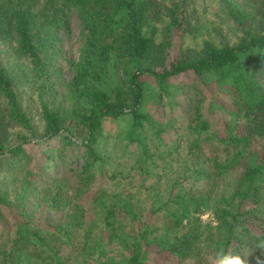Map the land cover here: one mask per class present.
Instances as JSON below:
<instances>
[{"label": "trees", "instance_id": "16d2710c", "mask_svg": "<svg viewBox=\"0 0 264 264\" xmlns=\"http://www.w3.org/2000/svg\"><path fill=\"white\" fill-rule=\"evenodd\" d=\"M195 1L0 0V264H207L221 247L264 264V0H217L236 39L191 46Z\"/></svg>", "mask_w": 264, "mask_h": 264}, {"label": "rangeland", "instance_id": "374dc122", "mask_svg": "<svg viewBox=\"0 0 264 264\" xmlns=\"http://www.w3.org/2000/svg\"><path fill=\"white\" fill-rule=\"evenodd\" d=\"M194 9L195 12L193 13L197 16L198 21L201 24V27L197 30L195 35H190L188 32L185 33L181 37L184 44L191 46H199L202 39H211L212 41L215 42L217 40L216 33L218 32L223 33L229 42H232L236 39L238 32L231 25L232 24L231 19L226 17L225 14L219 9L217 0H196L194 3ZM69 27H70V31L68 35H65L64 33H62V31H59L60 40L58 43L55 44L59 48L58 49L59 55L55 59L56 62L54 65L60 68V73L64 80L68 79L71 70L67 59L74 60L77 57L79 53V46L81 43V39L79 37V27H80L79 19L74 10L69 11ZM0 61L3 64H6L7 58L4 54L0 55ZM22 96L23 98H21V103L24 107L26 106L28 113H30L31 115L33 113V110L30 105L32 104L31 97H33V93H30L27 88H24V91L22 92ZM34 118L35 116L33 115L32 117L33 121ZM120 123H113L111 120L108 119L104 121V127L106 130H112L115 124L118 125ZM36 125H37V130H40L41 126L37 123ZM13 129H15V127L11 128V130ZM174 134L172 135V137L174 136ZM170 135L171 132L164 134V139L166 141L169 140ZM35 138L40 140L43 137L36 136ZM38 140L34 141V138H32L31 140L23 144L24 149L31 156L29 166L34 168H37L40 165L42 161L41 149L45 146L44 141H38ZM255 143L256 142H254L253 144ZM70 158L71 156L66 157L65 160L61 163H58L56 160H53L49 164L50 165L49 169H40V170L41 171L44 170L43 172L47 174L52 173L59 176L68 174L70 173V171L67 170ZM68 182L72 184L73 178L69 177ZM36 215L41 219H47V220L55 219V212L52 211L51 209H46L44 207L36 211ZM201 217L202 219H206L208 217L207 213L202 214Z\"/></svg>", "mask_w": 264, "mask_h": 264}, {"label": "clouds", "instance_id": "9594fccd", "mask_svg": "<svg viewBox=\"0 0 264 264\" xmlns=\"http://www.w3.org/2000/svg\"><path fill=\"white\" fill-rule=\"evenodd\" d=\"M256 248L264 250V241L259 242ZM248 254L247 252H234L230 249L225 250L221 247L207 256V264H248L246 259Z\"/></svg>", "mask_w": 264, "mask_h": 264}]
</instances>
